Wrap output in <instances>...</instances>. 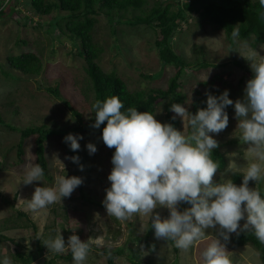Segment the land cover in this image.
Returning a JSON list of instances; mask_svg holds the SVG:
<instances>
[{
    "label": "rangeland",
    "instance_id": "374dc122",
    "mask_svg": "<svg viewBox=\"0 0 264 264\" xmlns=\"http://www.w3.org/2000/svg\"><path fill=\"white\" fill-rule=\"evenodd\" d=\"M5 1L0 0V8L3 9V15L0 16V113L4 121L18 129L44 125L57 131L73 130L78 122L64 105L65 100L81 115L82 122L87 123L93 117V112L91 92L84 88L88 78L84 61L76 56V48L68 39L59 38L56 30L51 34L46 31L47 24L65 13L55 10L38 17L32 13L28 0H10L9 4L17 1L14 9L20 15L12 14L10 5L3 4ZM168 1L175 4L188 0ZM23 16L27 20L24 21ZM124 16L129 18L131 13L124 12ZM96 18L92 40L101 49L98 58L101 69L105 72L114 71L129 90L164 89L176 69L172 65L160 68L154 46L156 33L144 26L132 28L124 22H117V19L112 29L104 16ZM19 41H25L26 44ZM232 41L229 43L221 27L201 21L197 14L179 23L172 48L187 63L178 79V91L185 98L181 105L186 110L189 109L191 99L195 97L194 90H198L201 95H205V90L218 95L228 89L230 99L243 101V89L250 77L242 68L236 67L233 61L241 62L244 68L250 70L247 58L253 54L257 58L264 55V45L251 47L249 42H243L236 36H233ZM249 41L252 42V38ZM115 45L118 49L114 48ZM24 52H31L39 57L42 71L38 76L27 77L8 66L6 56ZM202 61L211 65L203 67L200 65ZM159 69L162 73L158 79L143 77L158 73ZM54 87L58 88L60 99L46 91V88ZM165 102L166 100L157 103L154 112V117L162 123L167 122L164 118ZM225 110L228 113L227 126L219 133L211 134L218 142L216 150L222 155L224 162L223 168H217L213 174L212 180L217 183L229 179L232 172L226 170L241 172L239 169L246 168L254 159L247 149L248 145L238 139V121L233 107L229 105ZM171 114L175 115L172 112ZM175 119L176 129L183 131L185 135L189 134L186 119L184 125L179 116ZM68 133H79L83 137L78 141L80 148L76 150L79 152L78 162L74 163L65 158L71 157L65 151L71 150L62 140L65 135L50 136L44 143V155L48 174L52 175V179L42 178L41 181L24 184L21 180L25 164L34 162L32 136L22 139L18 132L0 127V257L6 255L14 263L19 261L16 253L22 256L31 254L35 256L31 264H44L49 258L54 259L52 264H73L72 257L66 259V253L69 252L67 250L64 253L48 252L44 245L42 252L38 254L36 240L46 232V236H49L46 240L59 233L65 243L71 234H76L82 241L88 240L90 247L83 264H108L106 256L100 251L104 247H119L126 251L123 255L115 256L112 264H131L126 258L131 252L136 255L138 264H199L200 252L210 243L212 235H216V228L205 229V237L194 242L187 251L178 248L174 251L173 241L157 239L154 235L150 238L156 246L154 253L141 243L130 242L131 237L143 236L149 218L147 215L133 213L126 220H117L107 216L101 204L104 190L110 186L107 175L112 167L111 155L114 147L108 148L101 139L87 130ZM20 142L21 160L17 157V143ZM87 142L96 145L97 150L92 155L85 148ZM62 164L70 175L82 178L80 186L70 196L62 197L61 201L58 200L44 209L35 212L28 209L26 199L31 198L34 188L39 185H52L54 178L61 174ZM78 165H83V170ZM248 186L255 187L264 194V178L256 184L252 181ZM14 212L25 214L33 227L20 228V221L14 226L6 222ZM153 212H158L161 217L168 215V210L162 206L154 208ZM239 223L243 224L244 221ZM48 225L53 227L48 228ZM67 228L70 230L69 234L64 232ZM233 234L235 233L229 234L227 242L221 240L225 243L232 264H261L253 247H236L231 244L230 238Z\"/></svg>",
    "mask_w": 264,
    "mask_h": 264
},
{
    "label": "clouds",
    "instance_id": "9594fccd",
    "mask_svg": "<svg viewBox=\"0 0 264 264\" xmlns=\"http://www.w3.org/2000/svg\"><path fill=\"white\" fill-rule=\"evenodd\" d=\"M259 4L264 9V0H259ZM247 60L252 75L245 83L243 101L230 99L228 89L218 95L205 90L206 106L195 114L180 103L169 105L175 114L171 119L179 116L183 125L186 119L190 129L187 135L172 124L157 120L152 111H138L132 106L121 111L123 104L116 95L91 104L94 121L90 127L100 128L106 122L101 139L108 148L114 147L107 175L110 186L105 188L101 201L107 216L126 220L133 213L147 215L155 238L171 240L176 248L185 251L205 237V229L216 228V235L200 252L199 264H232L221 240L227 242L230 233L239 234L238 229L251 230L264 244V194L248 186L249 180L256 184L264 178V55L257 58L253 54ZM229 105L238 121V139L248 145L254 157L246 168L239 169V185L231 179L218 183L212 180L218 164L211 153L218 142L211 134L227 126L225 109ZM82 138L79 133H67L62 140L71 150H77ZM85 148L89 155L97 150L91 142ZM65 158L74 163L79 160L76 155ZM78 167L83 170V165ZM43 176L39 164L26 162L21 182L31 184ZM82 182L79 176L59 174L52 185L36 186L31 198L26 199V206L34 212L44 209L70 196ZM180 203L189 206L180 210ZM158 206L168 210L166 217L153 212ZM241 220L243 224L239 223ZM43 244L48 252L70 251L73 264H83L90 247L88 240L82 241L76 234L69 235L65 243L61 233ZM0 264L12 262L5 255L0 257Z\"/></svg>",
    "mask_w": 264,
    "mask_h": 264
},
{
    "label": "trees",
    "instance_id": "16d2710c",
    "mask_svg": "<svg viewBox=\"0 0 264 264\" xmlns=\"http://www.w3.org/2000/svg\"><path fill=\"white\" fill-rule=\"evenodd\" d=\"M4 1V0H3ZM6 0L3 4L10 5V11L12 14H19L15 11V4L17 1ZM28 5L33 14L38 17L50 14L52 11H62L65 14L53 19L50 24H47V33L51 34L54 30L57 31L58 37L66 38L70 41L72 46L76 48V56L82 58L85 64L84 70L87 73V82L84 88L88 89L92 95V103L96 100H103L107 96L116 95L120 98L124 111L129 106L136 107L138 111H152L155 112L157 103L165 101V120L172 124L175 128L177 126L176 119H171L172 114L169 110V105L173 102L183 103L184 96L178 89L180 88L179 78L182 74L184 67H186V61L178 54H176L172 48V41L174 35L178 31L179 23L185 22L187 18L197 14L201 21L208 24L219 26L223 29L226 38L229 43H232L233 36L238 37L243 42H249L251 47L257 44L264 45V9L260 7L259 0H188L184 3L176 2L172 4L168 0H28ZM130 10V11H129ZM124 12L131 13L129 18L124 16ZM3 15V9L0 8V16ZM20 15V14H19ZM104 16L107 22L114 28L115 19L117 22H124L126 25L134 28L136 26H144L151 29L157 35V39L154 42V46L157 50L160 68H164L166 65H172L176 72L167 80V86L163 88H150L140 90H129L125 82L116 75L114 71L105 72L98 64V58L101 54V49L97 47V44L92 40V29L96 23L97 16ZM24 21L27 20L23 16ZM29 22H32L29 19ZM114 32V31H113ZM233 32L236 34L233 35ZM252 38V42L249 39ZM25 45V41H19ZM118 49V46H114ZM8 66L19 72L20 74L31 77L38 76L42 71V64L39 57L31 52H24L17 55L6 56ZM236 67L242 68L248 77H251L252 72L249 69L243 67L241 62L233 61ZM201 66H210L209 63L202 61ZM147 74L148 79H158L161 76V70L158 73ZM205 85V84H202ZM46 91L52 94L55 98H59L58 88H46ZM195 97L190 101L189 113L195 114L198 108L206 106L204 103L206 97L201 95L198 90H194ZM64 105L70 110L72 116L78 122L77 127L73 130L66 131L48 128L47 126H29L24 129H18L9 123L5 122L0 113V127H4L9 131H16L19 136L24 139L32 136L34 147V163L39 164L44 170L43 178L52 179V175L48 174L46 165V159L44 155V143L50 136L59 135L64 136L68 132L72 131H90V133L101 139V129L90 127L94 121L93 117L87 122L83 123L81 115L77 113L70 104L63 100ZM13 110V109H11ZM14 111V110H13ZM102 140V139H101ZM18 144V159L21 153V142ZM73 156L79 157V152L76 150L71 151L65 149ZM212 158L218 164V168H223L224 162L222 155L215 149L212 150ZM21 160V159H20ZM1 164V162H0ZM61 174L70 175L67 168L63 167L60 171ZM241 172H233L230 174L229 179L233 183L239 185L241 183ZM252 183L249 180L248 185ZM80 186V185H79ZM186 203H180L178 209L182 210L188 207ZM56 214V211L54 212ZM66 215V212H64ZM14 215V216H12ZM5 221L9 222L13 226L20 221V228L33 227V224L26 219L25 214L20 212H14ZM65 217V216H64ZM66 218V217H65ZM11 227V226H10ZM48 228L53 226H47ZM62 228L61 226H59ZM65 233H70V230L64 229ZM239 234L235 233L230 238V242L233 246L241 247L244 245H250L258 253L260 263L264 264V244L260 243L251 230L239 231ZM46 232L39 236L37 243V251L40 254L43 250L44 241L49 236H46ZM153 235V229L150 227V221L147 222L145 232L142 237H131L130 242H138L145 246L149 251L154 253L156 246L150 241ZM174 251L176 247L173 246ZM124 249V248H123ZM122 248L108 249L102 248L100 251L106 256L107 263L112 264V260L115 256L125 254ZM126 255V258L131 264H138L136 255L131 252ZM19 261L12 264H31L35 259L34 255L22 256L16 253ZM71 257L70 251L66 253V259ZM53 258L46 259L47 263L52 264Z\"/></svg>",
    "mask_w": 264,
    "mask_h": 264
}]
</instances>
